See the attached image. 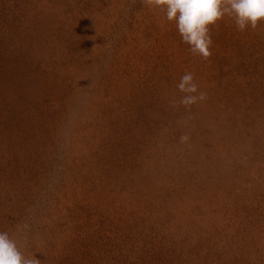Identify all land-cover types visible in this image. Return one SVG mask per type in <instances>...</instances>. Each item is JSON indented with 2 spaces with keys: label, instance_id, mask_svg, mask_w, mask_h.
<instances>
[{
  "label": "rangeland",
  "instance_id": "obj_1",
  "mask_svg": "<svg viewBox=\"0 0 264 264\" xmlns=\"http://www.w3.org/2000/svg\"><path fill=\"white\" fill-rule=\"evenodd\" d=\"M211 34L204 60L143 0H0V232L25 256L264 264V22Z\"/></svg>",
  "mask_w": 264,
  "mask_h": 264
},
{
  "label": "clouds",
  "instance_id": "obj_2",
  "mask_svg": "<svg viewBox=\"0 0 264 264\" xmlns=\"http://www.w3.org/2000/svg\"><path fill=\"white\" fill-rule=\"evenodd\" d=\"M143 3L165 11L166 19L175 22L189 51L204 60L212 55V26H218L225 16L233 19L241 32L249 27L256 30L264 22V0H143ZM177 88L184 93L180 105L186 110L207 99L191 72L181 76ZM187 139L186 135L180 137L182 143ZM0 264H39V259L25 256L16 240L7 232H0Z\"/></svg>",
  "mask_w": 264,
  "mask_h": 264
},
{
  "label": "trees",
  "instance_id": "obj_3",
  "mask_svg": "<svg viewBox=\"0 0 264 264\" xmlns=\"http://www.w3.org/2000/svg\"><path fill=\"white\" fill-rule=\"evenodd\" d=\"M144 256H146V254H144V255L142 254V256L139 255V256L135 257V258H138L136 260L139 261L137 264H150V262H152L154 260L152 258V259H149V262L143 263L142 260L145 258ZM153 256H155V258H156V261L154 262V264H173V261H171V259H166V257L162 254L157 253V254H154ZM132 264H134V263L132 262Z\"/></svg>",
  "mask_w": 264,
  "mask_h": 264
}]
</instances>
